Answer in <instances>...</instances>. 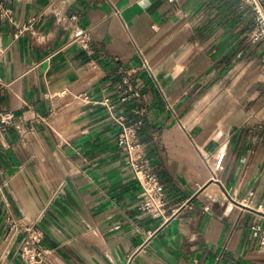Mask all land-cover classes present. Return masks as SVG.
Wrapping results in <instances>:
<instances>
[{
	"label": "crops",
	"instance_id": "0c3cea01",
	"mask_svg": "<svg viewBox=\"0 0 264 264\" xmlns=\"http://www.w3.org/2000/svg\"><path fill=\"white\" fill-rule=\"evenodd\" d=\"M0 2V113L28 128L0 134V264H27L29 223L37 264H264V41L242 0ZM122 118L142 120L161 216Z\"/></svg>",
	"mask_w": 264,
	"mask_h": 264
},
{
	"label": "built area",
	"instance_id": "2783aa9c",
	"mask_svg": "<svg viewBox=\"0 0 264 264\" xmlns=\"http://www.w3.org/2000/svg\"><path fill=\"white\" fill-rule=\"evenodd\" d=\"M244 5L248 6L254 15L253 26L250 31V36L254 41H264V0H242ZM59 14L60 12L57 11ZM13 9L6 7L3 2H0V17H12ZM3 49V48H1ZM65 93V91H63ZM139 95L138 92H136ZM122 126L120 140L127 146L128 158L127 162L132 167L135 177L138 179L142 190L141 208L157 217L165 213L166 207V192L165 185L162 182L159 174L156 171V165L151 161L140 140V129L142 120L128 122L122 118L119 120ZM9 125H15L20 132H27L28 128L23 123L15 121L13 111L0 113V134L5 131ZM224 153L217 158L212 166L214 177H217V171L223 163ZM209 163V161L207 160ZM210 164V163H209ZM23 227V226H22ZM24 228L27 231H33L34 235L30 236L23 249V256L27 264H37L42 260L43 252L36 246L40 242L43 233L39 228H36L35 223H29ZM255 238L264 247V226L254 224L252 226Z\"/></svg>",
	"mask_w": 264,
	"mask_h": 264
}]
</instances>
